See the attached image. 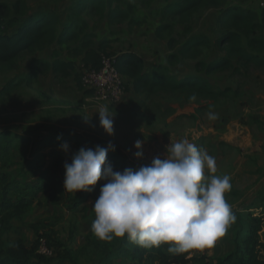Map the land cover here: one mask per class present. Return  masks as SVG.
<instances>
[{"label": "rangeland", "instance_id": "rangeland-1", "mask_svg": "<svg viewBox=\"0 0 264 264\" xmlns=\"http://www.w3.org/2000/svg\"><path fill=\"white\" fill-rule=\"evenodd\" d=\"M73 1L28 0V12L49 9L57 13L63 22ZM126 1L133 4L131 17L140 23L131 24L129 20L109 23L96 14L82 15L88 24L87 31L95 34L93 43L108 41L103 56L116 57L125 52H133L144 60L148 68L167 66L169 74L177 79L185 75L200 74L217 88L230 89L228 97L219 100H190L181 95L163 93L151 97L136 95L128 89V79L122 77L127 87L122 97L114 102L99 101L94 94L88 95L84 92L86 88L82 83L81 87L78 86L75 73L80 74L81 80V72L85 66L77 54L69 51V48L77 47L79 43H69L66 49H58L57 56L73 62L74 77L62 78L46 71L38 74L33 85H18L12 94L0 99V130H9L35 140L57 129H64L86 138L87 142L83 145L86 149H94L96 145L106 146L111 141L115 145L113 152L134 168L150 165L154 157L164 158L168 155L167 147L187 138L198 149H203L216 158L217 175L230 176L232 187L224 195L231 205L235 221L241 212L247 210L258 215L260 209L257 206L260 197L264 195V67L244 66L232 61L233 67L206 74L196 69V61L193 59H181L174 64H168V54L176 52L182 43L194 35H204L210 40V46L204 48L199 57L204 63L208 64L222 57V48L216 42L222 32L217 19L218 10L200 9L186 23L177 20L161 22L160 12L167 0ZM5 2L8 5L12 3L11 0ZM225 6L247 9L260 17L264 0H226ZM257 20L260 21V18ZM163 23L173 26L171 37L176 42L174 50H170L168 46L167 35L159 37L155 34L156 27ZM256 31L257 38L264 37V25ZM242 40L245 44L246 39L243 37ZM255 53L264 56V49L255 50ZM53 56L48 48L34 54L24 53L14 66L0 68V90L15 76L21 77L32 71L33 59L47 62ZM102 108H107L109 114H114V133L111 136L99 125L98 112ZM209 111L217 113L219 118L209 120ZM136 140L142 141L141 158L134 156L137 151L133 146ZM50 148L47 146L43 151ZM70 150L75 153L76 149L71 146ZM25 158L30 159V156ZM18 163L20 166L13 168L17 175L21 171L24 174L22 180L31 178V173H24L23 160ZM98 182L97 191L87 203L89 207H92L99 196L101 186L105 183L103 180ZM67 204L51 206L46 197H39L27 217L15 222L16 227L7 234V240L14 242L20 239L27 247H31L38 240V235L29 224L44 221L45 228L52 229L55 237L63 244L54 246V243H51L53 247H48V240L39 232L42 237L39 244L41 240L45 242L49 257L55 258L65 248L77 250L82 245L85 246L87 234L82 237L81 232L88 229L85 224L90 222L83 219H95L93 207L78 218L77 214L73 216L67 209ZM235 221L214 243L209 253L211 258H220L232 251ZM117 238L120 237L113 235L111 242ZM85 252H89V249ZM262 255L264 256L263 252ZM71 256L73 261H57L61 262L60 264H102L98 260L88 258L89 256L85 257L84 254L72 253ZM123 260L125 261L124 258L120 261Z\"/></svg>", "mask_w": 264, "mask_h": 264}, {"label": "trees", "instance_id": "trees-1", "mask_svg": "<svg viewBox=\"0 0 264 264\" xmlns=\"http://www.w3.org/2000/svg\"><path fill=\"white\" fill-rule=\"evenodd\" d=\"M5 1L0 0V68L14 66L24 53L34 54L47 47L79 42V47L73 48L72 51L83 55L82 63L85 67L98 69L101 65V57L106 53L108 41H99L96 48H93L95 34L87 31L88 24L82 15L96 14L109 23L127 20L131 24L140 23L131 17L133 4L126 0H74L63 22L60 21L57 13L49 9H38L29 13L28 0H11L10 5ZM225 1H167L160 12L161 22L177 20L186 23L200 9H217V19L222 32L216 42L223 51L222 57L217 61L204 63L199 57L203 49L210 46V40L204 35H194L182 43L176 52L168 54V64H174L181 59H193L196 61V69L206 74L229 69L233 67L232 61L244 66L264 67V56L255 53V50L264 49V37H256V30L264 25V7L258 17L247 9L225 6ZM258 18L260 21L257 20ZM172 33L173 26L169 23L158 25L155 29L157 36L169 37L170 50L176 47V42L171 37ZM243 37L246 39L245 44ZM54 55L57 56V53L54 52ZM32 63V71L21 77L15 76L2 87L0 99L12 94L20 84L33 85L40 72L51 71L55 75L67 78L71 76L73 70L70 62L58 58L51 62L33 59ZM115 66L120 75L128 79V89L136 95L144 94L151 97L163 93L181 95L190 100H219L228 97L230 91L228 88H217L200 74L185 75L177 79L169 74L167 66L158 65L148 68L144 60L133 52L116 56ZM75 78L78 86L81 87L80 74L75 73ZM124 89H127L125 84ZM84 92L88 95L93 94L91 89H85ZM63 142L69 143L70 148L74 146L76 152L84 147L87 140L80 134L64 129H57L35 140L9 130H0V264H52L60 259L73 261L72 253L84 254L85 257L89 256L88 258L98 260L102 264H112L123 258L133 261L134 264H264L262 255L264 195L260 197L257 206L260 209L258 215L249 210L239 214L232 233L233 250L220 258L210 259L205 255L204 252L213 246L171 253L168 251L170 245L167 243L146 248L130 240L127 234L113 242H111L113 238L104 240L97 235L93 237L87 235L85 246L82 245L77 250L65 248L52 258L38 252L39 240L42 238L39 232H42L43 237L48 240L46 243L48 247H53L51 243H54V246L63 244L55 237L52 229L45 228L44 221L29 224L38 235V240L31 247H27L20 239L9 242L7 234L15 229V222L27 217L40 195H44L51 206L68 203L67 209L74 210L85 202L91 196L92 190L99 185L97 181L94 186H89L91 191L72 192L64 189L63 164L71 162V155L74 152L61 150L59 145ZM47 146L51 148L43 151ZM26 156H30V159L25 158ZM16 159L23 160L24 173H38L35 183L22 182L21 178L24 174L21 171L19 175H12L7 171L18 163ZM107 160L111 162L114 171H122L126 167L134 168L113 151L108 152ZM87 249L89 252H85ZM198 252L203 253L195 256Z\"/></svg>", "mask_w": 264, "mask_h": 264}, {"label": "clouds", "instance_id": "clouds-1", "mask_svg": "<svg viewBox=\"0 0 264 264\" xmlns=\"http://www.w3.org/2000/svg\"><path fill=\"white\" fill-rule=\"evenodd\" d=\"M98 114L99 125L111 136L114 114L107 108ZM218 118L214 111L208 112L209 120ZM133 146L134 156L141 158L142 141ZM59 147L69 151L67 142ZM109 151H115L111 141L94 149L81 147L70 163L63 164L65 190L91 191L89 186L105 181L92 204V230L100 239L127 234L143 247L167 243L169 252L181 253L213 246L235 221L224 195L232 187L230 176L217 175L216 158L187 138L167 147L164 158L157 156L150 165L122 171L113 170Z\"/></svg>", "mask_w": 264, "mask_h": 264}, {"label": "built area", "instance_id": "built-area-1", "mask_svg": "<svg viewBox=\"0 0 264 264\" xmlns=\"http://www.w3.org/2000/svg\"><path fill=\"white\" fill-rule=\"evenodd\" d=\"M81 83L84 88L93 90L99 101H117L124 94V82L115 66V57L102 56L98 69L85 67L81 72ZM38 252L49 255L45 242L40 241Z\"/></svg>", "mask_w": 264, "mask_h": 264}, {"label": "crops", "instance_id": "crops-1", "mask_svg": "<svg viewBox=\"0 0 264 264\" xmlns=\"http://www.w3.org/2000/svg\"><path fill=\"white\" fill-rule=\"evenodd\" d=\"M167 1H170V0H167ZM166 3L167 2H164V5H166ZM163 5V6H164ZM162 6V7H163ZM88 32H91V31H88ZM93 33V32H92ZM94 34V33H93ZM79 43V42H78ZM69 44V43H68ZM68 44H66V45H64V46H52V47H47L48 49H49V52H51V53H53V55H54V52H56L57 53V55H58V49H60V48H63V49H66V47L68 46ZM80 44V43H79ZM96 46H97V43H93L92 44V47L93 48H96ZM77 47H79V45L77 46ZM47 48H45V49H47ZM75 48V47H74ZM72 49L73 48H69V51H71V52H73L72 51ZM73 53H75V52H73ZM76 54V53H75ZM52 56V55H51ZM77 56H79L81 59H82V57H83V55H80L79 53H77ZM55 58H58V59H60V60H62V61H64V62H70L71 64H72V66H73V62L70 60V59H64V58H61L60 56H53L52 57V59H49V61H47V62H51V61H53ZM42 62H46V61H42ZM74 70V69H73ZM49 72V74H53L51 71H48ZM41 73V72H40ZM39 74V73H38ZM71 76H73L74 77V75L73 74H71ZM38 77V76H37ZM70 77V76H69ZM68 78V77H67ZM126 78V77H125ZM81 81V80H80ZM20 166V164L19 163H17V164H15L14 166H12V167H10L7 171L8 172H10L12 175H17V173H16V171L15 170H13V168H17V167H19ZM22 166V165H21ZM12 171H14L15 173H13ZM30 175H32V177L31 178H29L28 179V177L25 179V180H22V182H24V183H28V184H32V183H35L36 182V180H37V177H38V173L37 172H31V174ZM99 186V185H98ZM98 186L95 188V189H93L92 190V193H91V196L85 201V202H83L81 205H79L76 209H74V210H69L70 212H71V214L74 216L75 214H77L78 215V218H81V216H83V215H85V213H87V212H89V208L91 209L92 207H89V205L87 204L88 202H89V200L93 197V194H95V192L97 191V188H98ZM42 196H44V195H40L39 197L41 198ZM38 197V198H39ZM45 197V196H44ZM58 207V206H57ZM50 211H54V210H52V209H49ZM59 210V209H58ZM61 211V210H60ZM90 219V220H89ZM83 220H86V221H89L90 222V224H85L86 225V227H88V229L85 231H83V232H81V234H82V237H84V235L85 234H87V235H94L95 233H94V231L92 230V222H93V220L91 219V218H87V219H83ZM91 231V232H90ZM231 250H233V246H232V248H231ZM212 251V249H209L208 251H206L205 252V255L207 256V257H209L210 259H214V258H211L210 256H209V253ZM203 252H198V253H196L195 254V256H199V255H201ZM214 257V256H213ZM93 262V261H92ZM61 262H59V261H54L52 264H60ZM91 263V262H90ZM89 263V264H90ZM112 264H134V262L133 261H130V260H127V259H125V261L123 260V261H118V262H114V263H112ZM209 264H211V263H209Z\"/></svg>", "mask_w": 264, "mask_h": 264}]
</instances>
